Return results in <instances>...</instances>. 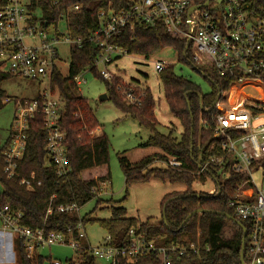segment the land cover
<instances>
[{
    "label": "built area",
    "instance_id": "1",
    "mask_svg": "<svg viewBox=\"0 0 264 264\" xmlns=\"http://www.w3.org/2000/svg\"><path fill=\"white\" fill-rule=\"evenodd\" d=\"M3 1L0 6V70L14 77L50 82L55 68L61 71L60 46L68 44L71 47L81 44V40L61 33L59 25L45 22L41 15L30 9L31 0ZM126 1L127 8L116 10L110 6L99 13L100 27L91 37L101 48L96 66L103 65L104 69L99 74L112 82L117 75L109 71L108 66L128 53L123 46L111 42L113 37L135 23L162 24L168 33L186 40L195 68L209 70V79L216 73L227 81L229 86L220 91L215 105L218 112L213 124L214 135L220 141V154L210 156L199 174L209 166H219L221 181L229 178L232 172L244 175L229 206L241 223L249 225L248 261L244 258L245 264H264V15L254 13L249 0ZM78 8L76 5L75 9ZM66 17L64 14L62 20L65 22ZM169 66L165 60L155 62V70L159 73ZM85 73L75 77L78 87L86 81ZM124 96L131 104H140L141 95L133 86L126 88ZM12 101L16 104V113L10 142L3 152L4 171L8 177L19 176V162L26 152L30 123L40 115L47 132L45 151L56 174L65 179L72 167L65 143L67 132L60 124L62 103L57 94H53L49 86L39 98L5 99L6 103ZM92 134L96 135L94 131ZM164 163L176 169L183 166L176 158H169ZM20 183L27 189L41 185L35 175L22 177ZM103 184L95 190L98 195L104 189ZM219 184L218 181L207 193L220 194ZM2 193L0 183L2 240L10 244L12 250L16 240H22L29 257L39 253L41 247L65 244L75 251V260L88 255L97 264H119L124 259L130 261L147 256H152V264H189L183 263V259L191 258L205 248L200 240L158 244L161 237L148 238L140 226L132 227L121 244L113 243L112 236L107 233L98 246H92L82 221L77 225L76 238L71 228L64 233L48 230L45 225H25L22 210L3 204ZM54 198L55 195L51 197L46 218L54 211L79 212L80 206L76 203L53 206ZM52 263L62 264L60 260Z\"/></svg>",
    "mask_w": 264,
    "mask_h": 264
},
{
    "label": "trees",
    "instance_id": "2",
    "mask_svg": "<svg viewBox=\"0 0 264 264\" xmlns=\"http://www.w3.org/2000/svg\"><path fill=\"white\" fill-rule=\"evenodd\" d=\"M249 1L254 13L264 15L263 0ZM4 2L1 0L0 6ZM76 5L79 6L78 9H75ZM128 5L126 0H31L30 9L36 13V10L40 9L43 20L49 25L58 26L66 14L67 33L72 39L81 40V44H72L70 47L67 75L55 68L50 78L52 93L59 92L63 98L60 124L67 132L65 143L72 167L70 174L65 179L56 174L55 167L45 151L47 132L40 115L30 123L26 152L19 162V176L10 178L4 171L3 152L10 142V137L0 147V183L3 185L1 201L22 210L25 225L31 227L45 225L48 230L64 233H68V229L71 228L76 238L78 223L82 221L85 226L90 219L81 218L77 212L59 211H54L46 218L51 197L55 195L53 206L60 203H76L82 206L95 197L97 194L95 190L101 183L111 180L108 167L111 145L109 138L103 132L90 136V131L98 127L99 123L90 107L89 99L76 93L78 86L75 77L83 72H97L96 59L101 48L91 37L100 27V11L108 10L110 6L118 10L127 8ZM111 42L123 46L128 54H140L146 58H150L165 47H172L180 61L193 66L190 49L186 48V40L168 33L162 24L150 26L135 23L132 27L128 26L120 35L113 37ZM199 71L211 82V92L203 94L200 87L189 78L176 74L173 66L159 73L170 110L183 125L181 138L175 137L172 132L164 135L158 131L156 102L149 88L146 89L145 95L138 92V95H141L140 104H127L117 92V81H112L113 83L106 81L99 72L97 73L106 82L108 97L114 101L116 107L151 131L152 135L142 146L158 149L138 163H132L125 155L120 156L126 185L148 182L152 177H160L164 180L186 182L189 186L185 191L172 192L165 196L163 200V209L166 206L165 218L163 216L160 224H141L137 218L129 217L126 209L121 206H113L111 219L100 220V224L112 236L115 244L125 242L129 230L140 226L141 232L148 238L161 237L157 241L161 245L200 240L205 248L199 254L183 259V263L241 264L243 228L232 219L216 212H226L239 221L234 216L229 201L235 196L244 175L232 172L229 178L221 181L219 166H209L199 174L201 166L210 156L220 154V141L213 131L218 112L215 105L220 91L226 89L229 84L216 73L209 79L210 71L207 69ZM11 77L14 76L0 70V85ZM5 97L6 93L0 86V110L5 105L3 101ZM35 97L39 98L40 94ZM169 158L181 161L182 168L150 167L155 161L165 162ZM198 174L202 178L210 175L216 183L219 181L221 193L209 195L207 192H195L192 184ZM32 175L41 181V185L27 189L20 183L21 178H31ZM199 209L207 211L197 213ZM190 214L193 215L184 224ZM228 223L234 228L229 236H226ZM242 224L248 231L244 252V258L248 261L249 225L247 222ZM15 245L16 264H46L47 258L41 253L29 257L22 240L17 239ZM67 263L97 264L95 259L88 255H83L77 260L72 257L67 259ZM49 264H53L51 259ZM119 264H152V256L130 261L124 259Z\"/></svg>",
    "mask_w": 264,
    "mask_h": 264
},
{
    "label": "rangeland",
    "instance_id": "3",
    "mask_svg": "<svg viewBox=\"0 0 264 264\" xmlns=\"http://www.w3.org/2000/svg\"><path fill=\"white\" fill-rule=\"evenodd\" d=\"M223 0H217L221 2ZM38 15H42L40 9L36 10ZM59 29L61 33H67L65 20L60 21ZM62 62L61 71L67 75L70 63V46L61 45ZM165 60L173 66L176 74L189 78L198 85L203 94L212 91V84L206 76L189 63L180 61L172 47H165L159 52L146 58L140 54L125 53L120 58L114 60L109 71L117 76L113 81H117L116 89L123 101L131 104L124 93L126 88L134 87L136 92H142L149 88L156 102L155 114L158 120L157 129L160 133L168 135L170 132L177 138H181L184 128L181 121L174 116L164 96V88L159 78V72L155 70L157 60ZM103 65H99L97 72L88 71L85 73V82L78 87L76 93L89 99L90 107L93 110L99 126L90 131V136L106 134L110 141L109 150V171L111 180L104 182L103 191L96 194L91 200L80 206L78 214L81 218L88 217L90 220L85 224L87 238L92 246H98L107 235V230L100 224V220L111 219L113 206H121L126 209L127 215L142 224H160L163 220V200L167 194L181 192L189 187L186 182L164 180L160 177H152L148 182L134 183L126 185L125 172L121 166L120 156L125 155L132 163H138L142 158L154 154L158 151L155 147L142 146L150 136L151 131L140 125V123L124 114L118 109L112 99H101V96L108 93L106 82L97 74L103 70ZM107 81V80H106ZM113 83V82H112ZM1 88L7 97L31 99L44 91H47L49 80H30L20 77H11L1 83ZM121 87L119 89L118 87ZM0 110V147L9 138L13 118L16 113L14 101L5 102ZM57 97L63 103L60 93ZM133 104V103H132ZM95 135V136H96ZM150 167L165 168L163 161H155ZM101 186V185H100ZM216 187L215 180L210 176L202 178L199 174L192 184L195 192H208ZM233 225L228 223L226 236H229ZM0 234V264H16L17 251L15 245L12 247L5 240H1ZM15 243V240H14ZM3 252L4 254H2ZM47 258L46 264L51 261L60 260L62 264H68L67 259L76 258L75 251L68 245L56 244L51 247H41L38 250ZM98 264H102L98 262Z\"/></svg>",
    "mask_w": 264,
    "mask_h": 264
},
{
    "label": "water",
    "instance_id": "4",
    "mask_svg": "<svg viewBox=\"0 0 264 264\" xmlns=\"http://www.w3.org/2000/svg\"><path fill=\"white\" fill-rule=\"evenodd\" d=\"M189 47V45H187V48ZM101 99H108V94L105 93L101 96ZM220 189H219V193H220ZM165 211H166V206L164 207L163 209V216L165 218ZM207 210H204V209H199L197 210V213H204L206 212ZM217 214L221 215V216H225L229 219H232L233 221H235L239 226H241L243 228V231H244V234H243V238H242V246H241V259H240V262L241 264H245V260H244V252H245V246H246V236H247V231H246V228L243 226V224L240 222V221H236L230 214L226 213V212H221V211H218L216 212ZM193 214H190L186 220L184 221V224L190 219V217L192 216Z\"/></svg>",
    "mask_w": 264,
    "mask_h": 264
},
{
    "label": "crops",
    "instance_id": "5",
    "mask_svg": "<svg viewBox=\"0 0 264 264\" xmlns=\"http://www.w3.org/2000/svg\"><path fill=\"white\" fill-rule=\"evenodd\" d=\"M2 240V239H1ZM2 254H4L3 252H1Z\"/></svg>",
    "mask_w": 264,
    "mask_h": 264
}]
</instances>
